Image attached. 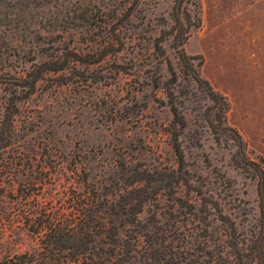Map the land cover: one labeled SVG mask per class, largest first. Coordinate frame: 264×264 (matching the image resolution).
<instances>
[{"label":"rangeland","instance_id":"1","mask_svg":"<svg viewBox=\"0 0 264 264\" xmlns=\"http://www.w3.org/2000/svg\"><path fill=\"white\" fill-rule=\"evenodd\" d=\"M31 3L0 0V132L9 140L6 148L0 143V258L41 250L28 229L42 211L39 202L66 208L74 193L101 196L103 206L120 212L105 220L119 224L134 220L126 198H147L138 219L165 230L166 257L176 264L179 257L182 264H209L211 252L222 248L227 225L201 204V193L220 202L236 240L250 243L260 229L257 186L235 161L264 157V0H197V8L189 7L200 21L184 45L197 58L193 68L173 46V0ZM159 39L164 54L156 49ZM69 53L86 60L47 73L17 104L13 124L2 126L17 78ZM92 59L101 60L86 62ZM196 71L228 98L225 124L207 87L193 82ZM226 126L242 136L245 155L238 156ZM173 133L180 134L182 166ZM259 245L252 264H264V240ZM221 254L217 264L235 261L232 252Z\"/></svg>","mask_w":264,"mask_h":264},{"label":"trees","instance_id":"2","mask_svg":"<svg viewBox=\"0 0 264 264\" xmlns=\"http://www.w3.org/2000/svg\"><path fill=\"white\" fill-rule=\"evenodd\" d=\"M26 7L32 5L31 0H25ZM141 0H135L139 3ZM173 8L171 18L174 22L173 28V46L177 51L180 60L193 68V61L196 57L187 55L184 45L189 40L192 32L199 28L200 21L195 15L193 16L189 7H198L197 0H173ZM29 8V7H28ZM194 18L195 21H192ZM158 52L164 54L160 39L155 44ZM71 55H60L53 57L49 61L41 62L38 65H33L31 70L25 71L17 78V83L12 86L10 91L9 106L5 108L2 126H11L13 118L17 113V104L22 100L29 98L35 91L38 82L44 78L47 73H60L66 70L70 60L72 62H82L80 55L77 53H69ZM64 56V57H63ZM88 57V56H87ZM101 59H92L88 64H95ZM203 61L199 62V68L202 67ZM168 68L171 73L169 82L177 81V74L174 71L170 62ZM192 80L195 84L207 87L206 95L208 98L219 105V116L223 124L226 123V115L230 110L228 98L220 92L214 90L211 84L203 79L198 72H194ZM169 97L170 108L173 113L175 122L184 128L186 126L182 115L180 114L175 102L172 87H166ZM210 128L216 135L217 128L212 121L209 122ZM2 130L4 128H1ZM226 130L234 133L238 145L237 154H246V145L242 136L238 131L229 126ZM5 132H0V143L2 148H6L9 142L8 138L3 137ZM180 134L173 133L172 146L180 163H184V153L179 141ZM258 160H252L249 157L245 162L235 161L237 167L251 174L256 181L258 206L260 209V229L252 234L250 243L236 240V227L233 222L227 219L223 214V209L218 200L213 195H204L201 193V204L205 207L213 208L219 215V220L227 226L225 233L222 236V248L211 252L214 258L209 261V264H217L218 257L221 253L232 252L234 260L231 264H252V261L257 259L259 251V242L264 240V157L258 156ZM86 182V180H85ZM180 183V181H179ZM2 195L0 194V197ZM129 196L126 204L129 209L126 212L129 218L134 220L119 224L117 221L105 220L104 214L117 215L120 213L114 206H103L100 202L102 197L97 198L88 194L81 195L71 194L67 196L68 206H47L40 203L41 213L36 216V220L28 228L41 240V250L35 252H26L25 254H15L13 257L5 256L0 258V264H176L167 259L169 254L164 248L165 237L163 229H159L153 222L143 223L138 219V215L142 213L144 199L141 195ZM121 205V204H117ZM181 205L196 206L188 202H181ZM44 209V210H43ZM115 211V214L114 212ZM205 211V210H201ZM37 214L39 212H36ZM110 216V217H111ZM108 219V218H107ZM111 219V218H110ZM127 219V218H126ZM130 225V227H127ZM137 232V233H136ZM162 232V233H161ZM263 233V234H262ZM138 234V235H137ZM144 252L142 253V250ZM184 260L179 257L178 264H182Z\"/></svg>","mask_w":264,"mask_h":264}]
</instances>
